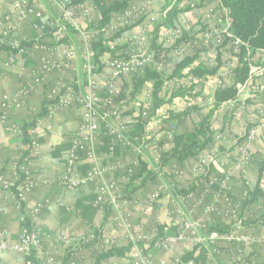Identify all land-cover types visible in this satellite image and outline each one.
<instances>
[{
  "label": "crops",
  "instance_id": "0c3cea01",
  "mask_svg": "<svg viewBox=\"0 0 264 264\" xmlns=\"http://www.w3.org/2000/svg\"><path fill=\"white\" fill-rule=\"evenodd\" d=\"M58 1L0 0V46L9 47L0 49V173L5 180L10 179L9 170L19 159L23 145L16 127L35 118V125L28 128V133L39 143L29 163L35 187L26 196L24 212L30 214L41 203L39 212L33 216V223L43 237L41 248L34 253L36 263L69 264L67 240L80 242L97 230L99 237L113 238L114 246L130 247L131 237L136 234L150 239L151 246L145 245L144 250L153 264H176L175 259H185L187 253L197 255L200 247L205 249V260L192 259L195 264H233L240 254L246 257L244 264H264V217L252 225L245 224L247 219L264 214V132L258 129L252 141L245 139L250 125H264V90L259 94L249 89L236 91L232 99L215 104L219 77L224 80L223 87L234 82L224 78L227 68L223 60L213 74L199 77L189 72L198 64L216 66L217 45L213 39L202 37L203 31H214L219 26L217 19L221 11L215 1L128 0L123 10L111 13L103 30L97 27L101 12L113 0L73 2L74 17L89 40L104 38L106 46L116 47L118 53L123 47L126 54L148 51L149 63L142 71L126 75L122 83L130 87L134 75L143 77L144 70L154 73L136 88L131 105L123 114V132L130 143L110 145L109 137L103 132L95 142L96 162L107 171L104 176L78 186H67L63 181L69 140L84 113L75 95L69 93L71 89L84 88L81 39L65 19L56 20L60 15ZM171 5L177 10L176 17L172 24L159 26ZM183 35L188 38L179 55L178 44L158 55L150 47L153 42L162 47L173 46L177 37ZM110 54L105 52L100 56L103 67L91 78L98 86L111 75L112 68L106 62ZM186 54L194 57L192 63L182 70V76L170 77L179 57ZM231 60L229 63L237 61L235 57ZM50 63L57 66L44 68ZM262 82L261 78L255 79L257 85ZM30 84L32 89L22 95L21 90ZM155 85H158V104L148 117L142 118L147 93L153 92ZM54 87L56 95L65 98L67 105L50 111L52 104H48L47 113L40 115L42 101ZM185 89L188 101L181 97ZM177 91L182 94H175ZM189 107L194 108L185 115L170 117ZM208 114L205 125L211 138L203 151L215 154L209 176L216 181L211 185L209 176L195 170L198 154L181 161L171 158L165 164L160 160L162 152L173 149L175 135L191 131ZM139 118L144 122L141 139L136 141L133 134ZM138 159L156 173V178L137 186L116 211L99 207L97 188L111 180L117 181L125 175L127 165ZM87 168V161L77 166L81 174ZM225 175L227 179L222 184L219 179ZM255 188L260 195L243 209L246 193ZM157 191H160L157 200L144 212V204ZM0 194V225L14 242L21 227L19 211L3 196L1 181ZM196 219L208 226L217 223L230 226L232 238L219 234L209 240L207 230H199L196 235L205 239L199 243L189 240L152 245L164 225L169 226L166 235H173L182 230L184 220ZM244 235L260 243L249 245L238 241ZM106 248L100 240L83 244L72 254L73 264H95L96 257ZM122 258L112 256L99 264H122ZM0 264H25V258L8 250L0 255Z\"/></svg>",
  "mask_w": 264,
  "mask_h": 264
},
{
  "label": "built area",
  "instance_id": "2783aa9c",
  "mask_svg": "<svg viewBox=\"0 0 264 264\" xmlns=\"http://www.w3.org/2000/svg\"><path fill=\"white\" fill-rule=\"evenodd\" d=\"M217 4V9L221 11V14L218 16L216 29L214 31L205 30L202 33L203 38L213 39L216 45L221 46V50L223 51V62L226 64V68L224 70V78L234 79L235 72L234 67L237 65V61L235 63H229L231 58L235 57L238 52V47L243 43L239 38L233 37L229 30L230 20H229V10L224 7L220 0H214ZM59 9V18L65 19L70 26L77 32L78 37L81 39V68L86 72L87 83L83 89L75 91L73 89L69 90V93L75 95L77 102L83 106L84 113L79 121L75 132L70 137V146L67 149L65 164H66V175L64 177V183L67 186H78L82 184H86L92 182L96 178L102 177L105 175L107 168H102L96 162L97 159V151L95 148V142L104 132L109 137L110 145L114 143H130V140L123 132V114L130 107V103L133 99L130 97L116 100V97L124 92L128 94L129 90H123L122 88V79L128 74H135L138 71H142V69L149 63L150 56L148 51H138L132 54H126V57L122 55V52H115L116 57H113L110 54L109 59L106 61L109 66L112 68L111 75L109 78L101 85L98 86L97 83L92 81V76L95 74L92 72L94 67L92 63L93 56V47L92 41L89 40L84 35V30L81 29L80 23L74 17V6L73 0H60L56 3ZM174 5H171L172 8ZM169 10V9H168ZM168 10H165L166 12ZM164 19V18H163ZM55 22L54 26L57 25ZM166 27L167 25H159ZM104 28V26H103ZM102 28V30H103ZM181 31H178L180 33ZM178 38V37H177ZM185 43H181L176 52L177 55L183 52ZM114 48V47H111ZM247 49V65L249 69L248 77L244 82L237 81L235 83V87L237 92H240L244 89H249L252 92L259 94L260 90H264V49H255L250 52L251 49L246 45ZM216 53V51H215ZM249 56V57H248ZM57 66L56 63H50L47 65L46 69ZM189 77L194 78L191 75ZM261 78L263 82L261 84H255V79ZM201 79H199L200 81ZM234 83V82H233ZM225 85L224 80L219 77V82L216 85V90L223 87ZM32 85H27L23 90H21V94L24 95L28 93L29 90L32 89ZM73 90V91H72ZM185 89V94L181 97L183 100H190L188 96V91ZM57 98L56 101L50 102L52 107L50 111L53 109L61 108L67 105V101L65 98H62L59 94L56 95L55 87L48 93L47 99ZM153 97L152 91L150 90L147 93V102L145 107L141 109L142 118L148 117L150 112L154 109L153 106ZM48 106V104H47ZM261 127H257L255 125L249 126L246 130L245 139L248 141H252L258 132V129H261L264 132V125L261 123ZM17 132L22 137V129L18 125L16 127ZM30 135V134H29ZM134 140L138 141L141 137L134 136ZM22 151L19 156L17 162L11 167L10 179L5 180L3 174L0 173V181L2 182V193L3 196L6 197L19 211V221L21 224L20 232L18 234L17 239L14 242L9 240L8 232L0 225V255L5 251H15L16 253L21 254L25 258L30 255L36 249L41 248L43 243V237L39 230L33 223V216L37 214L41 208V203H37L36 206L31 210L28 216L32 220V225L29 229L26 226L22 225L24 218L27 214L24 212V202L27 194L35 187V182L31 177L29 171V163L35 152L38 148V141L34 137L30 135V142L24 143L22 141ZM136 148V147H135ZM134 148V149H135ZM197 161L195 165V170L199 173L205 174L209 176L210 167L215 161V154L204 152L201 150L198 153ZM87 161L88 168L87 170L81 174L79 173L77 166L79 163ZM138 161H134L131 164H128L125 170V175L123 174L117 181H109L107 183L101 184L97 188V197L96 203L99 207H106L112 209V211H116V209L124 202L125 198L123 196L124 189L128 188L127 185L130 182V178L135 173L137 169ZM178 172V171H177ZM227 179V175L223 176L219 181L223 184ZM216 179L214 177L209 176L208 184L211 185L215 182ZM161 191V189L159 188ZM155 192L149 201L144 204L143 211L146 212L149 207L153 206V203L157 200L159 196V192ZM2 195L0 194V199ZM239 224H243L242 218L239 220ZM120 226L121 223H118ZM169 226L164 225L162 228V235L152 242V245L158 247L159 245L169 243V242H187L189 240L194 243H199L205 239L198 237L196 233L199 230H207L208 235L207 238L209 240H214L219 237V233L215 231H210L209 226L206 225L201 219L196 220H184L182 222V230H178L176 234L166 235ZM230 231L226 234V238L231 239L232 235ZM96 238V233L93 232L89 236V238H85L82 241H72L70 239L67 240L68 248L71 249V255L68 259L69 264H73V256L72 254L78 251L81 246L91 244L92 240ZM97 240H100L104 243L105 246L110 247L116 245L115 241L111 237H97ZM96 240V241H97ZM131 246L128 248V251L123 255L122 264H153L150 255L144 250L145 245L151 246V241L148 238H143L141 235H133L131 237ZM238 241L249 245H255L260 243L259 240L252 236L244 235L239 237ZM149 242V243H147ZM87 243V244H85ZM251 251H248L250 253ZM246 262V257L244 255H239V257L234 261L233 264H244ZM176 264H195L192 259L187 261H182L181 259H175Z\"/></svg>",
  "mask_w": 264,
  "mask_h": 264
},
{
  "label": "trees",
  "instance_id": "16d2710c",
  "mask_svg": "<svg viewBox=\"0 0 264 264\" xmlns=\"http://www.w3.org/2000/svg\"><path fill=\"white\" fill-rule=\"evenodd\" d=\"M76 0H73L75 2ZM128 0H113L112 3H110L108 6L104 7L101 12V19L100 24L97 26L98 28H102L105 26L109 20L110 15L112 12L121 11L126 7ZM78 2V0L76 1ZM221 4L226 7L229 10V30L233 37L239 38L243 43H245L252 51L255 49H264V0H220ZM177 10L175 7L170 8L165 18L159 23V25H170L173 22V19L176 17ZM158 25L156 26V28ZM188 36H181L178 37L175 45L169 46V47H162L160 45L154 44L155 42L151 43L153 46H150L153 51L158 55L162 53L163 51H169L176 47V45H180L184 42L185 39H187ZM246 45L242 44L238 47V52L235 54V59L237 60V65L234 67V83L227 85L225 87H221L217 89L214 93V99L215 104L227 101L229 99H232L236 94V87L235 83L237 81L244 82L249 73L247 60L245 59L247 57V49ZM92 47H93V56H92V63L94 65L92 72L97 73L99 72L103 67V62L100 59V56L103 55L105 52H110L113 57H116L115 51L116 47L110 48L106 46L105 39L104 38H98L92 41ZM3 48H9L6 45L0 46V49ZM19 48V45L16 47ZM15 49V48H14ZM122 49V55L126 57V53L124 52V47ZM223 51L221 50V46H216V59L217 63L216 66L211 68L207 67L204 64H198L197 66L191 67L189 72L192 73L195 76L202 77L206 74H213L216 72L217 68L222 64V58H223ZM249 57V56H248ZM194 57H190L188 54L183 55L179 57L178 61L174 65V69L172 70L170 77L172 76H182L183 69H185L186 66L190 65L193 61ZM182 71V72H181ZM144 76L140 77L141 75H134L132 86H128L127 83H122L123 90H129L128 94H125L124 92H121L117 97L116 100L120 99H126L130 97L132 99L133 93L136 90V88L143 83L149 76L154 75V73L144 70ZM140 74V72H139ZM83 76V82L84 84L82 87H84L87 83V76L86 72L82 71ZM73 88H76L74 84L71 85ZM77 89V88H76ZM82 89V88H81ZM157 89L158 85H155V90L152 92L153 97V106L158 104L156 102L157 100ZM64 89H62V92ZM175 94H182L181 91H177ZM174 95V94H173ZM57 98L53 99H47L44 98L42 101V107L40 110V115H45L47 113V104L50 102L56 101ZM194 107L186 108L185 111L182 113L176 114V115H170V117H180L183 116L189 111V109ZM169 112V111H168ZM209 118V114L205 116L202 120H200L197 124H195L194 128L191 131L188 132H182L180 134H177L174 136V147L171 151L162 152L161 153V163L165 164L169 159L175 158L179 161H181L184 158L194 156L198 154L201 150H203L206 147V144L209 142L211 135L210 133H207L206 128V122ZM143 121L139 118L137 123L135 124V130L134 134L135 136L139 137L142 135V128H143ZM35 125V118L29 120L27 123H23L20 127L22 129V140L24 143L30 142V135L28 133V128ZM137 133V134H135ZM133 137V136H132ZM156 178V173L147 168V165L145 162L141 159H138V165L135 173L130 178V182L127 185L128 188L124 189L123 196L129 197L134 191L137 186L143 184L146 180H152ZM137 181V182H135ZM260 191L258 189H253L251 191H248L245 195V199L243 200L242 208L244 209L247 205H249L251 202H253L259 195ZM94 211L91 210V215ZM264 217L263 215H260L254 219H247L245 221V224L252 225L256 221H259ZM22 225L26 226L27 229H29L32 225L31 218L26 215L24 218V221L22 222ZM230 226H220L219 223L213 226H209L210 231H215L219 234H226L230 231ZM96 238L92 240L91 242H95L97 240V237L99 236V233L97 230H95ZM162 228L161 231L156 235L154 240L158 239L162 235ZM87 244V243H85ZM129 247L125 246H110L106 249H104L96 258L95 264H99L100 261L106 260L112 256H123L125 252L128 250ZM205 249L199 248V252L197 255H194L193 252L187 253L184 257L185 259H182L183 261L188 259H193L195 262H201L205 260L204 255ZM34 251L26 256L27 263L25 264H37L36 259L34 256ZM71 255V249H67V257H70Z\"/></svg>",
  "mask_w": 264,
  "mask_h": 264
}]
</instances>
